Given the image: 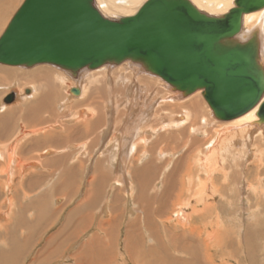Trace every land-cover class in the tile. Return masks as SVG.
<instances>
[{"label":"rangeland","instance_id":"obj_1","mask_svg":"<svg viewBox=\"0 0 264 264\" xmlns=\"http://www.w3.org/2000/svg\"><path fill=\"white\" fill-rule=\"evenodd\" d=\"M23 2L24 0H13L8 9V15L0 25V37ZM94 3L97 6V0H94ZM99 3L102 6L101 1ZM122 16L123 14L106 15L110 19H119ZM130 67V64H112L101 70L84 69L76 76H71L69 72L49 64L25 66L22 69L0 64V106H3L6 96L15 92L16 98L12 102L5 103L11 106L10 108H17L22 112L29 101L17 105L14 103L22 94H26L25 91L31 84L36 85L38 93L35 96L40 100L49 99L41 100L36 105L40 108V105L45 102L47 107L42 106L45 110L43 114L48 117L45 119L50 121L34 127L39 132L45 129L40 130L43 127H49V124L52 130H54L53 127L58 130L64 128V131L70 132L76 141L72 144V148L67 147L65 151L59 153L67 155L66 160L70 165H67L69 163L63 166L45 165L44 172L49 174L50 181L48 187L42 190V187H37L28 191L31 194L26 191L23 193V179L31 175L32 171L28 172L29 174L24 172L23 175L19 168L21 164L37 160L31 161L25 157L20 160L19 158L16 163L18 170L15 175L17 176L12 186L10 194L12 196L8 197L11 200L8 202L5 201L7 194L6 189L3 188L4 179L1 178L0 211L6 212V215L0 216V227H3L0 230V261H7L8 258L10 262L5 264H75L74 262L78 264H136L137 259L129 258L125 251L128 228L135 225L129 229V232L132 235H138L133 236L136 241L144 238L145 243L147 242L145 249L155 247L156 250L161 251L160 243L168 245L172 255L179 257L185 264H264V190L261 193L257 192L258 185L259 189L264 188V186L261 187L262 184L264 185V164L257 168L258 158L234 159L233 148L243 147L236 144L237 147L236 145L229 147L230 152L218 155L221 163H217L218 161L215 160L218 159L213 158L215 167H212L210 175L199 172L194 160L196 152L204 148V151H208L211 146L209 144H212L208 141L215 130L228 125L227 121L218 120L210 114L202 91L191 94L193 96H187L173 90L158 76ZM6 72L12 73L7 75ZM60 73L66 74L67 80L61 77L59 81L57 75ZM41 75H47V78L39 77ZM79 84L85 87L86 93L82 98L73 99L68 89ZM42 93L45 97L41 95ZM198 100L201 104L196 102ZM61 103L68 106L66 111H60ZM86 107L93 109L91 117L72 122L66 120L64 124L62 123L63 114L69 110L77 111ZM6 110L0 109V132L7 134V122L1 120V114H5ZM184 110L190 111L193 117L189 126L193 122L200 121L199 117L203 116L210 117L209 121L202 122L204 125H209H203V129L200 128L201 130L198 129L199 132L195 133L189 130L188 125L177 129L165 127L164 130L156 131L163 127L164 124L161 125L163 121L185 113ZM194 114L198 117L197 121H194ZM22 124L23 121L17 124L15 135L18 132L21 133ZM82 126L87 128L81 130ZM246 127L251 128L252 125ZM139 132L142 133L138 134ZM139 137L147 138L149 143L144 144ZM257 139L251 142L252 145L259 146L264 151V137ZM0 140L2 141V138ZM131 145L135 147V150ZM215 146L213 145L211 151L217 148ZM128 148L130 151L133 150L129 156L128 153L131 152ZM145 151L150 153L148 160L154 159L159 166L158 171L155 172L156 178L151 181L146 193L140 190L137 181L134 180L135 170L141 168L146 162V160L141 162L134 157L140 158ZM173 152L177 153L176 157L171 156ZM32 155H34L33 152L30 156ZM131 156H134L133 163ZM261 156L264 158V152ZM262 157L261 160L264 162ZM173 158L175 159L172 160ZM171 160L170 166L166 168ZM178 160L180 163L176 171H173ZM117 164H120L119 170L116 168ZM0 167L5 168V164L0 162ZM246 167L251 173L249 179L245 175L248 172H245ZM2 173V176L6 177L5 172ZM170 174L174 177L172 181L175 187L164 197L162 194L164 185L161 180H168ZM232 174L236 176L232 178ZM198 176L203 182H198ZM188 177L192 178L190 185L185 183ZM27 182V186L31 187L32 182L30 180ZM209 182L213 187H210ZM247 182L252 185V189ZM182 184L186 187L182 188ZM200 187L207 188L201 191ZM131 188L135 189L132 198L130 197ZM109 196L111 211L108 216L105 214L104 206L108 203ZM36 197L39 200L38 205L37 200L34 202ZM189 200L187 204L186 201ZM92 206L95 208L89 209ZM39 208L47 213L44 219L41 213H34V210ZM76 208H81V211ZM193 208H195L194 211ZM180 210L184 214L192 215L193 223H188L185 217L178 215L177 212ZM196 211L200 213V216L195 217ZM76 213L81 216L82 223L80 222L81 228L75 239H70L71 243H65L57 248L56 244L46 246V240L56 234L59 227L65 231L70 218L72 222L79 218L75 215ZM88 219L90 221L87 222ZM65 220V224L62 225ZM184 223L188 232L181 227ZM15 226H17L16 232H10L8 237L5 228ZM68 229L69 227L65 235ZM56 236L60 237L58 234ZM78 236L80 237L77 238ZM64 240L68 241L67 237ZM13 241L17 244H13ZM173 245H188L189 248H193L194 254L178 253ZM39 253L41 254L38 255ZM78 256H82L87 262H78L76 259ZM193 256L197 257L196 262L192 261Z\"/></svg>","mask_w":264,"mask_h":264},{"label":"water","instance_id":"obj_2","mask_svg":"<svg viewBox=\"0 0 264 264\" xmlns=\"http://www.w3.org/2000/svg\"><path fill=\"white\" fill-rule=\"evenodd\" d=\"M234 3L214 16L191 0H146L136 13L110 19L94 0H24L0 37V64L49 63L76 76L131 60L184 95L202 90L220 120L235 118L264 95L258 31L237 38L243 15L264 0ZM71 92L80 94L79 86ZM258 115L264 121V102Z\"/></svg>","mask_w":264,"mask_h":264},{"label":"bare ground","instance_id":"obj_3","mask_svg":"<svg viewBox=\"0 0 264 264\" xmlns=\"http://www.w3.org/2000/svg\"><path fill=\"white\" fill-rule=\"evenodd\" d=\"M99 1H101L102 3V6H100L101 4L99 3ZM146 0H97V6L98 8L101 10V12L104 14V16L106 15H116L118 14H123V16H127V15H132L134 13H136L138 11V9L142 6V4L145 2ZM200 10H203L205 12H209L211 14H220V15H223L225 13H227L231 8L234 7L235 5V0H191ZM13 0H0V25L1 23L4 21L5 17L8 15V9L10 7V5L12 4ZM105 5V7H104ZM21 6V5H20ZM19 6V7H20ZM137 7V9L135 10V8ZM107 11V12H106ZM106 12V13H105ZM210 14V15H211ZM214 15V16H215ZM10 22V21H9ZM257 30L258 31V37H259V40H260V61L262 62L263 66H264V6L257 9V10H254V11H251V12H248V13H245L243 15V22H242V29L241 31L239 32V34L237 35V38H239L240 40L242 41H245L246 39H248L250 36H252L253 32ZM41 64H49V63H41ZM122 65L124 64H130V68H136L137 71H140V72H144V68L139 64V63H136V62H133L131 60H127V61H124L121 63ZM1 65H5V64H1ZM49 65H53V64H49ZM108 65H112L110 63L108 64H104L98 68H94V69H91V68H83L82 70L84 69H89V70H101V69H105ZM7 66H13V65H7ZM53 66H57V65H53ZM121 66V65H120ZM17 67H25V66H17ZM59 67V66H57ZM61 68L62 70H65L64 72H69L71 76H73V73L72 71L70 70H67L65 68H62V67H59ZM109 68V67H108ZM31 69V68H29ZM60 70V69H59ZM80 70V71H82ZM22 71V70H21ZM92 71V73H94ZM104 71V70H103ZM106 71V70H105ZM146 71V70H145ZM19 72V71H18ZM35 72V71H34ZM38 72V71H37ZM62 72V71H61ZM89 72V71H87ZM9 73H12V72H6L7 75H9ZM43 73V72H42ZM41 73V74H42ZM79 73V72H78ZM96 73V72H95ZM31 74V73H29ZM46 74V73H45ZM49 74V73H48ZM39 75V74H38ZM44 75V74H42ZM39 76V77H44L45 79L47 78V75L45 76ZM86 75V74H85ZM143 75V74H142ZM84 76V75H83ZM35 77V76H34ZM61 77H64V80L67 77L66 74L64 73H60L59 75H57V78H59V81L61 79ZM159 77V76H158ZM161 78V77H159ZM162 79V78H161ZM20 80V79H19ZM40 80V79H39ZM67 80V79H66ZM71 80V78H70ZM91 80V79H90ZM82 81V80H81ZM48 82V81H47ZM63 82V81H62ZM69 82V81H68ZM168 83V82H167ZM18 84V83H17ZM80 84H82L80 82ZM78 85L79 88H80V94H74L75 96H73L72 92H71V87H69L68 91H69V94L72 96V98H82V96L86 93L85 92V87L82 86V85ZM169 84V83H168ZM53 85V84H52ZM75 85V83H74ZM173 90H177L178 92L182 93L180 90L178 89H175L171 84H169ZM14 86V85H13ZM49 86V85H48ZM57 86V85H56ZM128 86V85H127ZM159 87V86H158ZM162 87V86H161ZM168 87V86H167ZM55 89V88H54ZM67 91V92H68ZM198 91H202V90H197L195 92H198ZM26 94H31V95H23L16 101V103H14V105L16 104H21L23 103L22 102V99L23 101H26L28 100L29 97H34L37 93H38V88L36 87V85H30L28 87V89L25 91ZM72 94H71V93ZM194 92V93H195ZM54 93V92H52ZM176 93V92H175ZM202 93V92H201ZM178 94V93H176ZM183 94V93H182ZM193 94V93H192ZM199 94V93H198ZM8 95V94H7ZM40 95V94H39ZM41 95H44L43 93ZM191 95V94H190ZM203 95V93H202ZM189 96V95H187ZM193 96V95H191ZM195 96V95H194ZM45 97V95H44ZM204 97V96H203ZM190 98V97H189ZM188 98V99H189ZM48 99V98H47ZM192 99V98H191ZM205 99V98H204ZM48 101V100H47ZM206 103L208 104V107H209V110H210V114L212 116H214V118L220 120L219 118H217L214 114V111L213 109L211 108L210 104L207 102V100L205 99ZM192 102V101H191ZM198 103V101H196ZM264 102V95L262 96V98L251 108L249 109L248 111L244 112L243 114L235 117V118H231V119H226L225 121H227V126H224V127H220L219 130H215L214 132V135H212V138L208 141V142H212V144H209L211 145L210 148L208 149V151H204L203 150H198L194 156V160H195V165L196 167L198 168V171L199 172H205L204 174H209L211 173V169L212 167H215V165L213 164V158H220L218 157V155H220V153H225L228 151L229 147L230 146H235L236 144H239V145H243V147H236L237 148H241V149H235L233 148V158L234 159H238V158H241V157H245L247 159V157H250V160L251 159H255V158H258V161L257 160H254V161H257V168L261 167V165L264 164V162H262L261 160V153H263V149H261L259 146H253L251 142L254 141V139H257L260 137H264V121L260 119V116L258 115V112H259V109H260V106L261 104ZM66 103V102H65ZM62 104V103H61ZM201 104V103H200ZM1 105V104H0ZM3 106H0V109L4 110V109H9L11 106H8V104L6 105L5 101H4V104H2ZM199 105V104H197ZM206 105V104H205ZM38 106V105H37ZM42 106H46L45 102L42 103V105H40V108ZM67 106V105H66ZM65 104H62V106L60 105L61 108L60 111H66V107ZM190 106V105H189ZM194 106V105H193ZM200 106V105H199ZM42 107V108H44ZM47 107V106H46ZM195 107V106H194ZM183 109V108H182ZM197 109V107H196ZM69 110V109H68ZM67 110V111H68ZM96 110V109H95ZM198 110V109H197ZM16 111V110H14ZM92 111L93 109H90L89 107H86L85 109H79L77 111H68L66 112L65 114H63V117H62V123L64 124L67 121L69 122H72V121H78L80 119H84V118H87L88 116L91 117L90 114H92ZM111 111V110H110ZM185 111V110H184ZM201 111V110H200ZM200 113V112H199ZM177 114V113H176ZM201 114V113H200ZM98 115V114H97ZM191 117H192V114L190 113V111L186 112L185 113H182L172 119H168L167 121H163L161 123L164 124L163 127H160L158 128L156 131L158 132L159 129L160 130H164L166 128H180V127H184V126H187L189 123H190V120H191ZM96 118V117H95ZM193 118V117H192ZM210 118V117H209ZM208 118V116H203V117H198L194 114V121H197L196 119L200 120V121H197V122H193L191 124V126H189V130L192 131V132H196L198 131V129L202 128L203 129V125L204 123L202 122H206V121H209L210 119ZM88 119V118H87ZM94 119V118H93ZM92 120V119H91ZM189 121V122H188ZM2 123V122H1ZM97 123V122H95ZM209 123V122H208ZM226 123V122H225ZM50 125V124H49ZM61 125V124H60ZM59 125V126H60ZM206 125H209V124H206ZM204 125V126H206ZM249 125H252V127H255L254 129L249 128V127H246V126H249ZM54 126V125H53ZM58 126V125H57ZM94 126V125H93ZM3 127V125H2ZM166 127V128H165ZM6 128V127H5ZM40 128V127H39ZM46 129L47 127H43L42 129L40 130H43V129ZM163 128V129H162ZM44 129V130H45ZM107 128L105 127V130ZM183 129V128H182ZM21 133L18 132L11 141H9V144H3L2 141L0 140V162L2 160L4 161H7V163H5V168L3 167H0V182L1 181V178H3V188L6 189V199L5 201L8 202V200H11L9 199L11 192H12V186H13V183H14V180H15V177L17 175L16 173V167H18L16 165L17 161H19V158H20V155H18V146H20V142H23L25 140V138H27V136L31 135L32 133L34 132H37L38 130L37 129H29V130H26L25 129V125L22 124L21 126ZM104 130V129H103ZM153 130V129H152ZM201 130V129H200ZM205 130L207 131V129L205 128ZM5 131V129H4ZM102 131V130H101ZM107 131V130H106ZM141 131H145L143 129H141ZM39 132V131H38ZM154 132V130L152 131ZM199 132V131H198ZM142 132H139L138 134H140ZM144 133V132H143ZM201 133V132H200ZM154 134V133H152ZM209 134V133H208ZM5 135V133L2 131L0 132V139L3 138V136ZM102 135V134H101ZM206 135V134H205ZM204 136V134H203ZM214 136V137H213ZM103 137V135H102ZM105 137V136H104ZM205 137V136H204ZM106 138V137H105ZM140 138V137H139ZM142 140V142H144V144H146L148 142L147 138L145 137H142L140 138ZM141 140L139 142H141ZM258 140V139H257ZM197 141V140H196ZM250 141V144H248ZM235 142V143H234ZM138 143V142H137ZM149 143V142H148ZM195 143V142H194ZM220 143H222V145H220ZM248 144V145H245V144ZM143 144V143H142ZM197 144V143H196ZM259 144H260V141H259ZM258 144V145H259ZM75 145V144H74ZM213 145L217 148H215V150H212L211 151V148L213 147ZM76 146V145H75ZM109 146V145H108ZM114 146V145H113ZM246 146V147H244ZM73 147V145H72ZM85 147V146H84ZM132 147V145H131ZM130 147V148H131ZM263 147V145H262ZM114 148V147H113ZM101 149V148H100ZM117 149V148H116ZM132 149L135 150V147L133 146ZM213 149V148H212ZM85 149H83L84 151ZM114 150V149H113ZM55 151V150H54ZM128 151L129 148H128ZM133 151V150H131ZM130 151V152H131ZM52 151L48 149V151L44 152L43 153V157L48 155V153H51ZM230 152V151H228ZM84 153V152H83ZM117 153V152H116ZM128 153V152H127ZM129 154L131 155V153H128V156ZM149 152L145 151L143 153V155L138 158L136 157L135 155V159H139L141 162H144V160H146V162L144 163V165L141 167V168H137L135 170V179L137 181V186L140 188L141 191L145 192L146 193V189L147 187L150 186V183L153 179H155V172L158 171V168L159 166L156 165V162L154 161V159H150L148 160V156H149ZM229 154V153H228ZM80 155V154H79ZM171 156H174L176 157L177 156V153L176 152H173ZM132 157V156H131ZM130 157V158H131ZM132 157V158H133ZM134 158L132 160V163L135 162L134 161ZM193 158V157H192ZM226 158V157H225ZM263 158V157H262ZM175 158H173L172 160H174ZM117 160V159H116ZM172 160L169 162V165L166 166V168H168L172 162ZM180 160V159H179ZM177 161L176 165L173 167V171H176L177 169V165L178 163H180V161ZM264 160V158H263ZM32 161V160H31ZM215 161H218L217 163H221L219 162V159L218 160H215ZM238 161V160H237ZM23 163V162H22ZM73 163V162H72ZM115 163V162H113ZM216 163V165H217ZM223 163V162H222ZM236 164V163H235ZM22 166L19 168L21 169V173L24 175V172H31L33 170H36L37 167L41 166L40 163L38 161H32V162H29V163H25V164H21ZM222 165V164H221ZM225 165V164H224ZM119 166L120 164H117L116 165V168L117 170H119ZM247 166V165H246ZM219 167V166H218ZM196 168V169H197ZM256 168V169H257ZM227 169V168H226ZM249 169V167H248ZM18 170V168H17ZM172 171V172H173ZM222 171V170H220ZM248 171L247 170V167L245 168V172ZM2 172H5L6 174V177L5 176H2ZM257 172H258V169H257ZM20 173V172H19ZM223 173V172H222ZM231 173V172H230ZM29 174V173H28ZM246 177L249 179V176H251V173L248 171L246 172ZM172 175L170 174L168 180H161V183H163V190H162V194L163 196L165 197L167 194L171 193L175 187V184L173 183V179L174 177H171ZM226 176V175H224ZM231 176V175H230ZM229 176V177H230ZM236 176V175H235ZM234 174H232V178L235 177ZM31 179V178H30ZM29 179V180H30ZM188 181H185V183H187L188 185H190L192 183V178L188 177L187 178ZM227 179V178H226ZM28 180V181H29ZM52 180V179H51ZM198 182H203L201 180V178L198 176L197 178ZM201 180V181H200ZM214 180V179H213ZM228 180V179H227ZM230 180V179H229ZM263 180V179H262ZM50 181V180H49ZM159 182V181H158ZM211 182V181H210ZM209 182V185L210 187H213L212 183ZM160 183V182H159ZM31 184V183H30ZM248 185H250L248 182H247ZM158 185V184H157ZM183 185V184H182ZM162 186V185H161ZM264 185L262 184L261 187H263ZM26 187V186H25ZM30 187V186H29ZM186 186H182V188H185ZM251 189L253 188L252 185L249 186ZM207 187H200L199 189L202 191V190H205ZM132 189V188H131ZM257 192L261 193V191L264 190V188H260L259 189V185L257 187ZM256 191V190H255ZM135 192V189H132L130 191V197L132 198V194ZM205 193V192H204ZM208 193V192H207ZM142 194V193H141ZM9 197V198H8ZM163 197V198H164ZM108 203L104 206V210H105V214L109 216L110 214V211H111V208L109 209V206L111 204V198L109 196V199L107 200ZM205 201V200H204ZM10 202V201H9ZM190 200L189 201H186L187 204H189ZM248 202V201H247ZM4 203V202H3ZM11 203V202H10ZM9 203V204H10ZM91 205V204H90ZM181 207V206H180ZM88 208V207H87ZM178 208V207H177ZM182 209V208H181ZM12 210V209H11ZM195 210V208H193V211ZM3 211V210H2ZM5 211V210H4ZM44 211V210H42ZM41 211V212H42ZM81 211V210H80ZM187 213V212H186ZM1 214L3 216H1ZM178 215H181L183 218L185 217L186 218V221L188 223H193V216L190 215H187V214H184L182 212V210H180L179 212H177ZM6 215V212H1L0 211V216L1 217H4ZM75 215H78V213H76ZM147 215L149 216V213L147 212ZM200 216V213L199 212H195V217H198ZM41 216L42 218L45 217V214L44 213H41ZM79 218L77 220H74V222H72V218H70V221L69 223L67 224V226L65 227V231H67V228L69 227L68 229V232H67V235H65L66 233H63L64 234V238L67 237L68 240H74L76 235H77V232L79 231V229L81 228L80 226V222L82 223V220H81V216L78 215ZM41 218V217H40ZM44 219V218H43ZM7 220V219H6ZM74 223V224H72ZM21 223H19V226L21 227L20 225ZM25 224V223H23ZM11 226V225H10ZM9 227V226H8ZM6 229L5 233L8 234V237H9V233L10 232H16V229H17V226H15L14 228H9ZM18 227V228H20ZM132 227H135V225H132L128 228V231H127V235H126V246H127V249H125V251L127 252L129 258H132V259H137L136 260V264H185L183 262H181V259L177 256H174L172 255L171 253V250L169 249L168 245L165 246L164 244L160 243V250L161 251H158L156 250L157 248L155 247H150L149 249H145V240L144 238H142L140 241H136L135 239H133V236H138V235H135V234H130L129 232V229L132 228ZM181 227L185 228L184 230L188 232V229L186 228V223H184L183 225H181ZM3 227H0V230L2 229ZM15 229V230H14ZM14 230V231H13ZM137 230V229H136ZM64 231V232H65ZM184 231V232H185ZM62 232V231H60ZM258 233V232H257ZM19 234V233H18ZM27 234H30V233H27ZM59 235V234H58ZM252 236L253 233H251ZM60 236V235H59ZM81 236V235H80ZM64 238L62 240H64ZM9 239V238H8ZM161 239V238H160ZM15 241V240H14ZM14 241L12 242L13 244ZM17 244V243H16ZM251 244H254V243H251ZM252 246V245H251ZM173 247H175L177 249L176 252L178 253H182V252H190L192 254H194V252L192 251L193 248H189L188 245H173ZM248 251V250H247ZM253 247H252V252H253ZM110 252V251H109ZM112 252V251H111ZM249 252V251H248ZM5 254H3L4 256ZM131 256V257H130ZM84 257V255H83ZM82 256H78L76 257L77 261L78 262H87ZM5 258V257H4ZM10 259V258H9ZM13 259V258H12ZM139 260V261H138ZM75 261V260H74ZM134 261V260H133ZM192 261L196 262L197 261V257L196 256H193V259ZM7 262H10L7 258V261L6 260H3V262L0 261V264H5ZM75 264H78L76 262H74ZM82 264V263H81ZM203 264V263H201Z\"/></svg>","mask_w":264,"mask_h":264},{"label":"crops","instance_id":"obj_4","mask_svg":"<svg viewBox=\"0 0 264 264\" xmlns=\"http://www.w3.org/2000/svg\"><path fill=\"white\" fill-rule=\"evenodd\" d=\"M41 100L43 101V100H49V99L42 98ZM41 100H40V98H37L36 96L33 98L29 97L28 100L22 101L23 103H26L27 101H29V103L26 104V106L24 107L22 112L20 111V109H17V108H9L6 110L5 114H1V120L3 122L6 121L7 126H8L7 134L5 133V135L2 138L3 144H9V141H11L13 139V137L15 136V129H16L17 124H19L22 121H23V124L25 125L26 130L36 129L34 127L35 125L50 121L48 119H45V118H48V117L44 116V114H43L45 112V110H43V108H38L36 105L39 102H41ZM14 107H16V106H14ZM14 110H16V111H14ZM79 126H81V125H79ZM83 128L86 129L87 126H85V127L82 126L80 129L82 130ZM53 129L54 130H52L50 125H49V127H47L45 130H43L41 132L33 133V134L27 136V138H25V140L23 142H20V146L17 147L19 149L18 155H20V160H21V158L25 157L26 159L28 158L31 160H37L40 162V165H41L35 170V172L32 171L31 175H29L27 177L28 179L31 178L30 179V181L32 182L31 187L27 186L28 185V182H27L28 179L27 178L23 179L24 180L22 183V184H24L23 193L26 191L28 194H31L28 191H30L32 188L36 189L37 187H42L41 188V190H42L43 188L48 187L50 176L48 173L46 174L44 172L45 171V169H44L45 165L63 166L65 164L69 163V161L67 162V160H66L67 155H63L62 153L61 154H59V153L62 152L63 150L65 151V149H67V147L72 148V144L75 143L76 141L72 137L70 132H68L67 130L64 131V128H63V130H61V129L58 130L57 128L53 127ZM48 149L51 150L52 152L49 155H46L44 157L41 156V153L48 151ZM25 152H29L30 154H26ZM32 152L34 153V155L30 156ZM1 162L3 164H5V163L8 164V162L4 161V160H2ZM67 165H70V163ZM17 168L18 167H16V170H15L16 173H17ZM62 186L65 187V185H62ZM36 200H37L36 204L38 205L39 200L37 197L34 200V202ZM45 202H47V200H45ZM91 208H95V207L92 206L89 209H91ZM77 209L79 211L81 208H76V210ZM76 210H74V211H76ZM41 211H42L41 208H39L38 210L37 209L34 210V213L47 214L45 211H42V212ZM89 219L87 220V222L90 221ZM66 220L62 223V225L65 224ZM89 224H90V222H89ZM61 228L62 227H59L57 229L58 231L56 232V234H59L60 237H57V236L55 237L56 234L50 236L49 239L46 240V246L56 244L55 246L57 248V247L65 244V243H71V240H68V241L62 240L64 238L63 233H65V232L63 230H61ZM60 231H62V232H60ZM79 237L80 236H78L77 238H79ZM91 244H94V242H91ZM52 252H53V250H52ZM52 252H50V253H52ZM40 254L41 253H39L38 255H40ZM62 260H64V259H62Z\"/></svg>","mask_w":264,"mask_h":264}]
</instances>
